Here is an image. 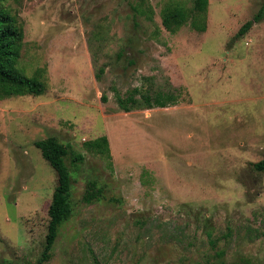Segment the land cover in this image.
<instances>
[{
    "label": "rangeland",
    "instance_id": "374dc122",
    "mask_svg": "<svg viewBox=\"0 0 264 264\" xmlns=\"http://www.w3.org/2000/svg\"><path fill=\"white\" fill-rule=\"evenodd\" d=\"M172 2L3 0L39 94L0 93V264H39L69 148L71 217L47 264H264V0H209L207 30ZM107 137L111 159L85 144ZM82 162L73 164L72 153ZM95 186L96 197L84 196Z\"/></svg>",
    "mask_w": 264,
    "mask_h": 264
},
{
    "label": "trees",
    "instance_id": "16d2710c",
    "mask_svg": "<svg viewBox=\"0 0 264 264\" xmlns=\"http://www.w3.org/2000/svg\"><path fill=\"white\" fill-rule=\"evenodd\" d=\"M0 0V93L15 95L23 92L39 95L44 91V84L37 78H28L22 74L19 61L23 48L24 31L18 25L17 19L1 7ZM209 0H194V7L187 9L181 2H172L162 11V24L170 33H176L182 26L191 23L192 28L198 32L207 30V13ZM264 19V5L253 20L245 23L239 30L238 38L244 37L250 32L254 24ZM90 150L105 155L111 159V150L107 137L85 144ZM35 146L40 149L58 176V185L54 191L52 203L49 208L50 222L46 236V245L39 260V264H47L51 258V252L59 235V229L73 213L70 201L71 175L66 164L69 148L55 138L39 141ZM72 163L76 164L84 160L83 155L72 153ZM258 172H264V160L253 165ZM95 186H90L84 200L92 203L96 197Z\"/></svg>",
    "mask_w": 264,
    "mask_h": 264
}]
</instances>
